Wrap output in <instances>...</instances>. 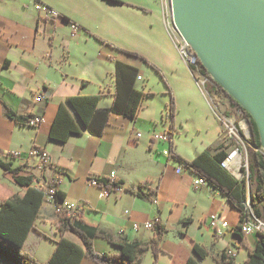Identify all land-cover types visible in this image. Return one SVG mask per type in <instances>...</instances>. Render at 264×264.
I'll return each instance as SVG.
<instances>
[{"label": "crops", "instance_id": "crops-1", "mask_svg": "<svg viewBox=\"0 0 264 264\" xmlns=\"http://www.w3.org/2000/svg\"><path fill=\"white\" fill-rule=\"evenodd\" d=\"M22 1L0 0V159L11 163L12 168H20V175H32L35 186L38 185L37 182L44 183L51 178L56 170L61 176L58 188L65 199L86 203L79 219L98 226L113 237L123 236L128 240L149 242L155 230L142 228L135 231L132 225L159 220L166 230L161 244L162 251L158 257L161 262L186 264L192 258L199 264H218L217 261L223 254L232 250L236 251L234 264H245L249 249L254 248L258 242V234L243 233V237L235 234L233 228L239 223L240 214L227 201L226 196L209 184L195 187L194 180L197 175L189 170L177 173L176 169L182 165L181 162L171 157V154L166 155L164 151L170 148L167 145H158L162 142L154 139L155 134L162 132L153 131L145 140H142L143 134L139 138L136 136L141 133L137 130L138 127H147L148 124L142 118V110L136 122L113 115L102 136L90 135L82 126V134L71 136L65 143L49 138L58 107L61 103H66L69 97L101 94L110 99L103 104L102 97L99 108L111 106L116 59L137 66L140 69L139 76L142 77L138 81L144 79L140 65L133 59L113 54L110 57L114 66L111 83L106 85L103 75L108 73L107 54H102L100 45L98 55L89 52L90 40L95 36L89 25L90 18L93 17L91 12H95V19L100 22L101 8H106L107 2L114 10L123 8V5L134 10L131 2L122 4L109 0H35L60 13L58 18H46L37 13L35 6L30 8ZM90 1L93 3L90 4ZM72 24L77 25L79 30L74 31ZM119 24L123 28L124 23ZM75 51H81L80 62ZM84 69L94 73V77L99 79L98 92H94L92 87V76L82 74ZM42 91L47 93L48 100L35 102V95ZM205 95L207 96L206 93ZM209 103L211 105L210 101ZM5 106L19 115H41L44 121L38 127L20 125L6 117ZM71 111L75 115L72 109ZM220 122L223 126L221 119ZM222 131L220 129L218 132L214 146L196 148L192 158L183 156L177 145L174 152L192 161L201 152L219 146L222 142ZM142 143L148 146L149 151L163 147L166 163L154 164L140 160L135 155L134 148L137 149ZM34 146L43 148L50 154L51 167L40 169L38 158L28 156ZM12 151H20L24 155L8 158L6 155ZM171 159L179 164L171 166ZM111 171L116 172L122 190L114 192L111 197H104L99 188L88 184L87 178L90 175L105 177ZM7 174L12 176L11 173ZM12 182L18 186L17 190L9 192L5 197L23 193L24 188L14 181L13 176ZM140 183H145L146 193L153 191V201L137 193ZM5 185L2 184V188L8 190ZM217 212L222 213L231 224V229L221 238L215 237L207 225L208 216ZM59 224L60 216L54 212L53 205L45 201L36 222L37 228L43 234L30 233L25 247L30 238L36 242L40 236L48 238L47 233L50 232L55 233L58 240ZM65 236L79 243L74 239V234L68 232ZM196 244L206 249L205 258H200L195 252ZM34 245V242L28 245V251L32 254ZM94 247L99 253L119 251L102 238L95 239ZM150 254L151 251H148L144 258L152 256ZM227 261L228 259L223 264H228ZM80 264L97 263L83 258Z\"/></svg>", "mask_w": 264, "mask_h": 264}, {"label": "trees", "instance_id": "trees-1", "mask_svg": "<svg viewBox=\"0 0 264 264\" xmlns=\"http://www.w3.org/2000/svg\"><path fill=\"white\" fill-rule=\"evenodd\" d=\"M109 1L122 3L121 0ZM97 38L102 40L100 37ZM114 66V92L111 106L99 108L101 94L69 97L66 103H61L58 107L49 133L51 140L65 143L71 136L81 135L82 126L90 135L102 136L113 115L123 116L134 122L138 120L147 96L137 87L140 69L119 59L114 61ZM200 69L213 83L212 86L208 87L209 94L216 90L223 92L240 109L249 123L250 142L253 147L249 149L251 158H249L248 179L245 177L239 180L223 168L222 162L226 158L227 152L221 144L215 149L201 152L192 161H188L174 152V141L172 139L170 141V156L175 157L189 171L198 177L204 178L207 184L226 196L227 201L240 214L239 223L233 228V232L243 237L242 226L245 221L251 218L248 201L252 212L264 220V150L261 146L256 124L249 113L213 80L202 64H200ZM5 109L6 117L20 125H28L30 119L34 117V115H19L7 106H5ZM71 109L75 112V115ZM174 115L175 101L172 98V118H174ZM169 131L171 136L174 137V125L170 126ZM0 167L5 172L11 173L14 181L24 188L22 194H12L0 198V264H40L33 255L24 251V247L29 234L37 231L36 222L40 217L41 207L46 201V189L39 185L35 186L32 175H20V168H12L11 163L0 159ZM243 172L246 174L247 170L243 168ZM106 180L107 178L104 177L101 184L107 185ZM112 184L119 186L121 182L115 180ZM249 184H254L250 197H248ZM145 186V183H140L137 187V193L141 197L153 201L151 197L153 191L146 193L144 191ZM56 200H65L64 194L59 189ZM154 230V236L149 242L128 240L123 236L113 237L98 226L89 224L81 218L70 219L60 215L59 239L54 241L55 248L46 264H80L83 258L90 259L97 264H141L142 257L148 251L152 252L155 260H158L166 230L159 220L156 221ZM68 232L74 234L79 239V243L67 238L65 234ZM258 236L256 246L249 249L245 264H264V232L259 233ZM97 238L106 240L110 245L118 248L119 251L117 253L97 252L94 247V241ZM194 250L200 258L207 256L206 249L198 244L195 245ZM227 259L228 257L224 253L217 262L223 264ZM227 262L228 264H234V259H228ZM186 264L199 263L191 258Z\"/></svg>", "mask_w": 264, "mask_h": 264}, {"label": "rangeland", "instance_id": "rangeland-1", "mask_svg": "<svg viewBox=\"0 0 264 264\" xmlns=\"http://www.w3.org/2000/svg\"><path fill=\"white\" fill-rule=\"evenodd\" d=\"M23 1L30 8L38 2L35 0ZM121 1L122 4L131 2L130 4L134 10L124 5L123 8L120 7L121 9L114 10L110 6L111 4L109 5V2H107L108 6L106 8L102 6L101 8L102 19L100 22L96 21L95 12H91L93 17L90 18L89 25L95 38L93 37L90 40L89 52L98 55V45H100L103 49L101 51L102 54H107L108 73L103 75L106 85L111 83V73L114 66L110 57L113 54L129 57L140 65L144 79L137 82V87L147 95L141 115L146 120L145 122L148 123L146 124L147 127H138L137 129L144 136L142 140L151 136L153 131L163 132L168 126L174 125L176 129L174 133V148L177 145L179 152L183 156L192 158L196 148L214 146L220 129L223 130L222 137H224L227 132L226 125H234L239 128L240 123L244 121V116L239 112L240 109L221 91L218 92L216 90L209 94L208 87L213 85L209 81H206L207 98L189 66L181 57L177 48L180 37L173 27L171 0ZM92 3L93 1H90V4ZM114 6L119 7L117 5ZM119 22L124 23L123 28H121ZM97 37H100L103 41ZM75 53L78 54V57L81 56V51H75ZM77 60L80 62L82 58L80 57ZM82 74L92 76L94 82L92 87H94V92H98L100 83L99 79L94 77V73L84 69ZM172 98L175 101L174 118L171 116ZM109 99V97H103V104ZM218 127L219 130L217 129ZM148 128L151 129L149 130ZM168 128L166 130H169ZM247 128L249 129L250 127L247 126ZM160 144L167 145V148H170L169 142H162L158 145ZM162 148L158 147L154 151H149L148 146L142 143L137 149L134 148V153L140 160L154 164L155 162L165 164L167 157L163 154ZM249 158H251L250 151ZM170 164L171 166H176L179 163L171 159ZM2 184H6L8 190H4ZM17 187L12 182V176L0 167V198H3L11 191H16ZM252 187H254V184L249 187L248 197L251 195ZM33 232L43 234L38 228L37 231ZM47 234L48 238L40 236L36 242L33 238H30L24 248L25 252L30 253L28 245L34 242V254H30L40 264H46L54 248L53 241L58 238L55 233L50 232ZM73 237L79 241L76 236ZM150 255L152 256H145V258L143 256L141 264H167L159 261V259L155 260L152 252Z\"/></svg>", "mask_w": 264, "mask_h": 264}, {"label": "water", "instance_id": "water-1", "mask_svg": "<svg viewBox=\"0 0 264 264\" xmlns=\"http://www.w3.org/2000/svg\"><path fill=\"white\" fill-rule=\"evenodd\" d=\"M174 25L254 120L264 150V0H171Z\"/></svg>", "mask_w": 264, "mask_h": 264}, {"label": "built area", "instance_id": "built-area-1", "mask_svg": "<svg viewBox=\"0 0 264 264\" xmlns=\"http://www.w3.org/2000/svg\"><path fill=\"white\" fill-rule=\"evenodd\" d=\"M35 10L37 11L38 14L46 18H58L60 16V13L57 10L41 2L35 3ZM173 27L180 37V41L177 43V48L180 52L181 57L183 58L185 63L189 66V69L194 75L198 85L201 87L203 92L207 94L206 81L211 82L210 79L207 76H205L201 71L200 69L201 62L195 51L181 37L175 25H173ZM72 29L74 31H78L79 27L75 24H72ZM141 78H142L141 76L138 77V79ZM46 100H48V95L43 91L35 95V102H43ZM239 112L242 113L241 111ZM43 121H44L43 116L34 115V117H32L28 122V125L33 127H38L43 123ZM247 126H249V124L248 121L245 119V117H244V121L240 123L239 128L234 125L231 126L226 125L227 132L224 134V137H222V142H221V145H223V147L227 152V156L223 160L222 166L239 180L245 177L248 179L249 149H250L249 147H253L250 142L251 131L250 128L249 129L247 128ZM136 136L139 138L142 136V133H137ZM154 139L159 142L170 143L173 137L171 136L169 130H165L160 134H155ZM164 153L166 155L171 154L170 150H166L164 151ZM23 155L24 154L20 151H12L8 153L6 156L8 158L10 157L19 158L22 157ZM28 156L38 158V165L40 169L44 167H51L52 165V158L50 154L45 149L40 148L38 146H34L31 149V151L28 153ZM243 168L247 170L246 174L243 172ZM184 170H188L184 165H181L176 169L177 173H182V171ZM105 177L107 178L106 180L107 185L101 184L104 176L90 175L88 176L87 181L90 186L99 188L101 190V195L104 197H111L112 195H114V192H120L122 190L121 185L116 186L112 184L114 183L115 180H117L115 171H111L110 174ZM60 181H61L60 174L56 170H54L53 176L51 178L45 180L44 183H39V182L37 183L39 186L44 187L46 189V201L50 202L53 205L54 212L57 215L59 216L64 215L70 219L79 218L83 208L86 206V203L72 202L67 199L63 201H57L56 194L59 189L58 185ZM206 184H207L206 180L202 177L197 176L196 179L194 180L195 187H200ZM248 207L251 211V218L244 222L242 226L243 233L245 234L263 233L264 220L257 217L252 212L249 206V201H248ZM156 221L157 220H149L145 223H133L132 228L135 231H138L139 229L142 228L147 230H153L155 228ZM207 225L213 231L214 236L219 238L223 237L225 232L231 229L230 222L220 212L211 213L207 218ZM226 255L228 259H234L236 256V251L228 250L226 252Z\"/></svg>", "mask_w": 264, "mask_h": 264}]
</instances>
